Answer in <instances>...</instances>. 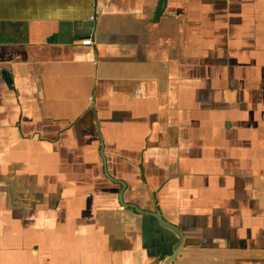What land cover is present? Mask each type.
<instances>
[{"label":"crops","instance_id":"1","mask_svg":"<svg viewBox=\"0 0 264 264\" xmlns=\"http://www.w3.org/2000/svg\"><path fill=\"white\" fill-rule=\"evenodd\" d=\"M157 210L264 264V0H0V264H163Z\"/></svg>","mask_w":264,"mask_h":264},{"label":"water","instance_id":"2","mask_svg":"<svg viewBox=\"0 0 264 264\" xmlns=\"http://www.w3.org/2000/svg\"><path fill=\"white\" fill-rule=\"evenodd\" d=\"M121 184H123V190L121 189L120 191V199L121 201H123V191H124V188H125V182L122 181V180H119ZM124 203V202H123ZM131 206H133L138 212H141V213H146L145 210H142L140 209L138 206L136 205H133V204H129ZM149 214H151L153 217H155L157 220H159V222L161 224H163L164 226H166L167 228L171 229L177 236H178V244L175 248V250L167 255L164 260H163V264H172L173 260L176 259L178 257V255L180 254L181 252V249H182V246H183V242H184V235L182 233V231L180 230V228H178L176 225H174L173 223L167 221L161 214L160 211H155V212H151L149 211L148 212Z\"/></svg>","mask_w":264,"mask_h":264},{"label":"built area","instance_id":"3","mask_svg":"<svg viewBox=\"0 0 264 264\" xmlns=\"http://www.w3.org/2000/svg\"><path fill=\"white\" fill-rule=\"evenodd\" d=\"M81 44L84 46H91L93 45V39L91 37H86L80 40Z\"/></svg>","mask_w":264,"mask_h":264}]
</instances>
